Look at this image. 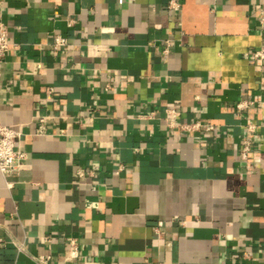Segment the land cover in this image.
<instances>
[{"label": "crops", "instance_id": "obj_1", "mask_svg": "<svg viewBox=\"0 0 264 264\" xmlns=\"http://www.w3.org/2000/svg\"><path fill=\"white\" fill-rule=\"evenodd\" d=\"M177 1L0 0V264H264V0Z\"/></svg>", "mask_w": 264, "mask_h": 264}, {"label": "built area", "instance_id": "obj_2", "mask_svg": "<svg viewBox=\"0 0 264 264\" xmlns=\"http://www.w3.org/2000/svg\"><path fill=\"white\" fill-rule=\"evenodd\" d=\"M169 6L173 9L179 10L181 4L177 0H169ZM72 21L70 22V24ZM260 25L264 28V16L260 18ZM67 43V38L61 34L54 35V41L52 43V49L54 51H58L63 48ZM11 43L8 37V30L4 25H0V62L3 61L7 52L9 51ZM164 52H168L167 48L164 49ZM246 57H250L255 61H263L264 60V46L255 50L251 55L247 54ZM52 88L48 89V92H52ZM0 95H1V87H0ZM253 104L252 100H241L236 104V108L238 112H242ZM168 114L171 118H168V122L170 126H179L184 131L205 129V131L212 132L215 129V125L211 123H202L200 121L194 123H181L176 124L175 119L177 118V110L175 108L168 109ZM43 122V120L41 119ZM261 126H264L262 124ZM257 125L250 124V129L257 128ZM21 136V132L12 126L5 125L0 122V173L4 177H11L20 172L21 167L23 165V161L27 157L26 151L20 149L19 147V138ZM251 152L250 142L247 141L242 149V156L244 158Z\"/></svg>", "mask_w": 264, "mask_h": 264}]
</instances>
